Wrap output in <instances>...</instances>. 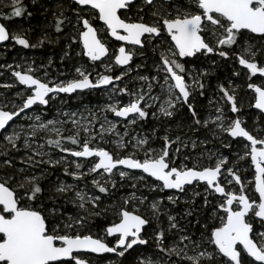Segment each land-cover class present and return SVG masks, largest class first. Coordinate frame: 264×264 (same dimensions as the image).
<instances>
[{"label":"snow or ice","instance_id":"obj_1","mask_svg":"<svg viewBox=\"0 0 264 264\" xmlns=\"http://www.w3.org/2000/svg\"><path fill=\"white\" fill-rule=\"evenodd\" d=\"M70 4L72 15L63 10L53 13L54 31L64 34L70 26L64 57H70L76 45L75 55L86 57L91 62L88 67L74 65L71 78L56 81L36 76L40 69L31 65L23 71L6 65L24 87L16 93L19 104L7 98L0 101V165L10 170L0 178V264H92L88 254L105 253L124 258L119 264H125L130 250L149 244L146 232L152 222L156 227L151 239L163 256L153 260L141 251L134 264H264V128L250 130L237 115L242 113L243 102L231 77L217 82L213 95L219 98L209 99L213 111L202 118L193 100L206 95V80L217 61L211 60L208 68L187 67L201 57L230 61L231 76L243 77L250 90L245 93L248 106L264 113V0H70ZM11 7L3 19L20 17L26 11L22 0H11ZM108 37L121 42L111 56ZM48 38L45 34L31 43L25 30L13 31L0 23V43L11 41L28 49L43 45ZM138 56L152 60L155 75L138 72L141 83L129 88L124 79ZM100 65L104 73L96 71ZM44 76H48L46 68ZM13 86L0 84L8 89ZM109 86L110 99L128 97L127 102L117 99L101 109L118 118L116 122L107 115L100 122L87 108L88 116L81 113L80 119L75 112H58L63 119L35 114L46 111L60 94L79 95ZM181 109L191 117L189 131L206 129L226 148H232L237 138L245 142H238L236 160L206 149L210 163L202 165L204 154L200 153L189 166L185 161L193 157L184 149L194 151L206 145L208 136L197 141L187 134L171 135L170 127L161 132L154 126L147 134L136 130L149 117L165 125ZM26 110L34 114L27 115ZM21 114L27 127L18 124ZM118 123L123 124L122 130ZM66 124L72 125L69 135H64ZM106 136L112 139L105 140ZM156 139L161 141L159 146L153 145ZM104 143L113 149H106ZM13 152L23 153L18 163ZM54 152L61 155L54 156ZM240 161H246L249 169H242ZM45 165H63L64 175L76 182L91 177L95 191L89 194L77 183L63 181L46 189L42 183L47 178ZM245 170L252 172L253 179L242 175ZM125 187L134 191L122 196L120 203L101 207L104 197ZM141 187L167 194L149 201ZM189 191L191 197L183 201L186 210L177 218L169 205H176L181 194L187 196ZM195 198H200L199 206ZM61 199L79 211L65 217L60 212ZM144 206L148 215L141 213ZM109 207L115 219L102 229L101 236L91 223ZM201 210L207 214L201 215ZM161 217H166V228L161 226ZM188 217H194V223ZM109 237L114 240L110 242Z\"/></svg>","mask_w":264,"mask_h":264},{"label":"rangeland","instance_id":"obj_2","mask_svg":"<svg viewBox=\"0 0 264 264\" xmlns=\"http://www.w3.org/2000/svg\"><path fill=\"white\" fill-rule=\"evenodd\" d=\"M40 2V0H35V2H33V0H22V4L25 7L26 11L20 16V17H12L11 19H3L2 17L4 16V14H10L12 12V7H11V0H0V23L5 24L6 26L9 27L10 30H17V29H23L26 32L27 38L29 39V41L31 43H37L42 37L43 35H41L39 38L35 39V41H31V38L33 37L32 35H34V30H33V21H32V11L30 8L34 7L35 4H38ZM58 4L53 5V8L55 9V11H61L63 10L65 13H67L68 8H66V6L63 4H59V2H57ZM28 13H31V15H28ZM67 15V14H66ZM68 15H72L71 11L69 12ZM95 23V22H94ZM70 33V26L67 28V31L61 36V37H56V45L57 47L60 46L59 44L61 42H66V47H64V50L61 52V54H49L46 57L45 62H41L38 58H37V54H36V49H38L40 46L36 47V48H28V49H24L19 45H14L13 42L8 41L7 44L5 45H0V65H3L5 67H0V84H13L14 86L10 89L8 88H3L0 87V101H4L5 98L10 99V100H14L17 104L20 103V101L17 99L16 97V93L18 92V90H22V85H19L18 82L15 80V78L12 76V70L13 69H8L6 67V65L8 64H12L14 69L17 71H23L25 68H27L29 65L35 67V68H39L42 71H45V68L47 70L48 73V78H46L43 74H41V78L42 79H48V80H56V81H60L57 80L58 78L64 79V78H68L74 75V69H72V67L77 66L78 63L76 64L77 59H79V57H77L75 55V51H79V49L77 47H75V45H72V49H74L75 51H72V54L70 57H64V51L65 50H69V38L68 35ZM31 37V38H30ZM48 39H51L50 37ZM45 40L46 41H48ZM42 46V45H41ZM63 58V59H62ZM217 63L219 61H222L220 58L217 57ZM49 62H51L49 64ZM147 63V62H146ZM216 63V64H217ZM147 64H150L149 62ZM16 65H21L20 68H16ZM218 65V64H217ZM80 66V64H79ZM219 66V70L220 74H219V78H212V75L210 77L207 78L206 80V89H205V93L206 95L204 97H200V96H196V98L194 99V105L196 107L197 112L200 114V116L204 119H207L210 115V113L213 111V108L211 105H209V99H218V95L214 96V92H215V87L217 82H225L227 81V79L229 77H231V79L234 81V86H238L237 91H238V99H241L243 102V108H242V113L237 114L240 115L241 119H243L247 125V127L250 130H254L257 128H264V113H259V111L255 108H251L248 106V96L245 95L246 91L250 92V90L246 89V82L245 79L243 77H232L231 76V72H232V65L231 62L228 61L227 63V67H221L223 66V63ZM238 67V65H237ZM146 68V67H145ZM202 68H207V66H203ZM218 68V67H217ZM193 69V68H190ZM91 70V69H89ZM102 71L104 72V69H102ZM38 72V71H37ZM132 70L129 73V76H126L124 79V83L128 85L129 88H134L137 87L141 82L138 80V75L137 73H142L143 75L149 76L151 77L152 75H155V69H138L136 70V72H134V75H132ZM95 73V72H94ZM93 73V74H94ZM54 74V76L52 75ZM71 78V77H70ZM155 93L159 92V89H155L154 90ZM111 96V87H109V89L103 91L102 95H98L96 97V95L94 96L93 99H90L89 95H75L72 99H61L60 101L58 99L53 100V107H52V111H49V109L47 111H39L36 112L35 114H40L42 115V118H46V119H63L64 117L62 115H58L59 113H63V112H75L77 113V119H80V114L82 113L85 117L88 116V111H86L87 109H91L96 116L99 118L100 122H103L105 115H107L109 120H112L113 122H116L118 120V118H115L113 116V114L111 113H107L105 114L101 109L104 108V106L108 103H115L117 99H121L123 100V102H127L128 97H112L110 99ZM222 103V102H221ZM149 111H152V109H149ZM51 113V114H50ZM34 113L31 110H27V115H33ZM186 114H188L186 109H181L180 112L178 113L177 117L175 120L173 121H169L167 122V124L165 125H161L160 122L152 119L151 117L148 118L147 121L142 122L143 126L142 128H140L139 126L137 127V131L141 132V134H147L150 133L151 130L153 129V127L155 126L156 128L160 129V131H163L164 127H170L171 128V135H176V134H180V135H184L187 134V137L192 139V140H203L205 138V136H208V142L206 145H200L197 147V149H195L194 151L191 149V147H189L188 149H184V151L186 152H190L193 160H189V161H185V163L189 164V166H191V164L194 162L195 158L200 154L203 153L204 154V158L200 160V163L202 165H207L210 163V161L207 159V155L208 152L207 150H211L214 152H217V154H224V155H228L230 157L231 161H235L236 160V155L235 153L237 151H239V143H245L243 141H232V148H226L224 147L220 140H214L211 138V136L208 134L206 129H202L200 131H189L188 128V124L191 121V117L189 116V120L188 122H186V120L184 121L183 119L186 117ZM228 115H232L231 113H228ZM51 116V117H50ZM18 124H22L25 125V127H27V123L28 121L24 118V114H21L20 118H17ZM178 125H180V127H178ZM15 127V125H14ZM123 124H117V128L118 130H122L123 129ZM72 128L71 124H66L64 125V135H69L70 134V129ZM96 128H99V123L96 124ZM9 131H11V128L9 129ZM255 134V132H254ZM41 137H45L46 138V134L44 133H40L39 134ZM112 139V137L110 136H106L105 140H110ZM228 140H231V138H227ZM2 142V141H0ZM37 142L39 143H43V140H38ZM98 141H94V143H96ZM239 142V143H238ZM161 143L160 140L156 139L153 141V145L154 146H159V144ZM103 147H105L106 149H113V145L112 144H108V143H104L102 144ZM19 153H21L19 155ZM23 155L22 152H13L11 153V156L16 158V162L18 163L19 158ZM61 155L60 153L54 152V156H59ZM0 159H2V157H0ZM70 159H74V158H70ZM179 163V161H177ZM245 161H240V166L242 167V169H245L244 164ZM74 167V166H73ZM57 168L61 169L62 172H60L61 176H57L56 179V183L58 181H63L66 183H77L78 186L80 188H85L86 191H88L89 194H92V192H94L95 190L93 189L90 180L91 177L86 176L83 180L76 182L73 181L71 176H65L64 175V166H57ZM87 169V165L85 166V169ZM72 170V169H70ZM10 171V170H6L2 165H0V178H3L6 175V172ZM37 174L39 173V169H36ZM245 173V171H242V175ZM118 179V178H117ZM202 187V186H201ZM238 187V186H237ZM130 191H134L131 188L125 187L120 189L119 191L115 192V195L112 197H104L102 199L101 202V207L104 206H110L113 203H120V199L122 196H127V194ZM140 191L144 193L145 196L148 197V200L151 201L152 198H157L159 199L162 196H165L167 193H160V192H150L148 191L147 188H140ZM71 195V194H70ZM137 195H139V192H137ZM191 191H189L187 196H184L183 194H181V201H179L176 205H169V209L172 212L173 215H176L177 218H180L181 216H183V213L186 210V205L183 202L185 199H188L189 197H191ZM196 199V205L199 206L200 204V198H195ZM70 205L69 207H67L66 209L61 208L60 212L65 216H69V215H73L75 213H77L79 210L73 206V204L71 202H69ZM147 203V202H146ZM165 204H167V201H164ZM141 213L142 214H146L148 215L149 213H147L146 211V206L141 207ZM201 215H206L207 212L205 210H201L200 212ZM107 216H115L114 215V211L111 207H109V211L106 213ZM115 218V217H114ZM187 220H192L193 223L195 221L194 217H188ZM182 224H186V220H181ZM161 226L166 228L167 227V220L166 217H161ZM156 227V222H152L151 224H149V228H147V232L146 235L149 237V244L145 245V246H139L138 251H142L144 253L145 256H150L151 259L155 260L157 258H160L163 256V254L158 253L155 243L153 242V240L151 239V234H152V230L153 228ZM94 232H99L101 236H103V231L101 232L100 230H94ZM199 235V233L197 232V236ZM108 240L110 242H112L114 239H109ZM168 243H171V237H169V240L167 241ZM111 244V243H110ZM133 254H136V251H132ZM192 254V253H189ZM93 258L92 260V264H119V259H117V257H106V258H98L96 256H92L89 255ZM164 259H167V257H163ZM173 261L176 260L175 257L172 258ZM134 264V263H132Z\"/></svg>","mask_w":264,"mask_h":264},{"label":"trees","instance_id":"obj_3","mask_svg":"<svg viewBox=\"0 0 264 264\" xmlns=\"http://www.w3.org/2000/svg\"><path fill=\"white\" fill-rule=\"evenodd\" d=\"M52 3L48 2V1H41L38 4H35L34 7L30 8L32 11V21H33V30H34V35H32L33 37L31 38V41H35V39L39 38L41 35H45L47 34L48 37H50L51 39H48V41L44 42L43 45L36 49V54H37V58L41 61V62H45L47 55L51 54V53H55V54H61V52L64 50V47H66V42H61L57 47L56 43V37H61L63 34H58L54 31V18H53V13L55 12H59V11H55V9L53 8ZM67 13L65 14H69L70 12V8L66 9ZM66 27L64 29V33L67 31ZM218 67V68H217ZM221 67H227V63L223 64V66ZM221 69H219V66L216 65L213 69V75L212 78L216 79L219 78V74ZM73 98V97H72ZM69 98V99H72ZM94 96H90V99H93ZM189 116L188 114H186V117L183 119L184 121L186 120V122H188ZM21 153H19L20 155ZM46 169V173H47V178L44 179L42 181L43 186L48 189L50 188L52 185L56 184V177L57 176H61L60 172H62L61 169L55 167V168H49L46 165L44 166ZM119 187V186H118ZM48 193L46 192L45 195H47ZM59 203H61L63 205V209L69 207L70 203H65L63 199H61L59 201ZM68 209V208H67ZM115 216L111 217V216H107L106 214L100 216V217H95L92 220L91 223V227L94 230H100L102 232V229L105 228L106 226L109 225V223L111 221H113L115 218ZM134 257L135 254H131V255H126V259H125V264H128L130 262H134Z\"/></svg>","mask_w":264,"mask_h":264},{"label":"flooded vegetation","instance_id":"obj_4","mask_svg":"<svg viewBox=\"0 0 264 264\" xmlns=\"http://www.w3.org/2000/svg\"><path fill=\"white\" fill-rule=\"evenodd\" d=\"M41 1H48V2H50V3H52V4H58L57 2H59V4H63V6L65 5L66 6V8H70L71 9V7H73L71 4H70V0H41ZM95 23H97V22H95ZM101 35H103V33H101ZM107 41H108V43H109V45H110V52H109V55L111 56L112 55V53H113V51H115L117 48H118V46L121 44V42H117V41H115L114 39H112V38H110V37H108L107 38ZM75 47H76V45H75ZM79 49V48H78ZM217 59V57H210V58H204V57H201V59L200 60H196V61H194V63H190V64H188L187 65V67L190 69V68H196V69H201L203 66H207V68L208 67H210L211 66V60H216ZM217 61V60H216ZM105 62L106 63H111V61H109V60H107V58H105ZM149 62L150 64H147V63ZM78 63V65L77 66H79V64L80 65H83L84 67H88L89 66V64L91 63V62H88L87 61V58L86 57H79V59H77V61H76V64ZM225 64V63H228V61H224V60H222V61H219L217 64L218 65H221V64ZM97 64H99V62H97ZM216 64V65H217ZM136 65H141V67H139V69H154V67H153V62H152V60L151 59H148L147 61H144L143 60V58H141V57H136V58H134V61L132 62V75H134V72H136V70H138L135 66ZM215 65V66H216ZM146 67V68H145ZM72 69H74V67H72ZM102 69H104V66L103 65H100V67L99 68H97V70L96 71H98V72H100V73H104L103 71H102ZM214 69V68H213ZM213 69H212V71H213ZM119 71H120V69L118 68V67H116L115 69H114V72L115 73H119ZM41 74H43L44 75V71H42V70H39L38 72H36L35 73V75L36 76H39V77H41ZM53 76H54V74H52ZM94 76H95V73L93 74ZM70 77H72V74H71V76ZM70 77H68V78H70ZM46 78H48V77H46ZM68 78H64V79H61V78H58L57 80H65V79H68ZM23 87L24 86H22V89H23ZM109 87H111V86H109ZM103 91H105V90H103V89H101V90H95V91H86V92H84V93H80V94H82V95H89V97L90 96H95L96 95V97L99 95H102V93H103ZM75 95H77V94H72L71 96H68L67 94H60L59 95V97L57 98L59 101L61 100V99H66V98H72V97H74ZM53 102L54 101H51L50 102V105H49V107L47 108V110L49 109V111H52V107L54 106L53 105ZM195 102V100H193V103ZM34 108H37V106H33ZM41 109L43 108V106H39ZM46 110V111H47ZM27 111V110H26ZM51 114V113H50ZM51 117V116H50ZM116 118V117H115ZM242 141L240 138L239 139H237V140H234V141ZM244 165V167H245V169H249V164L245 161V163L243 164ZM243 176H246L249 180H251V179H253V177H252V172L250 171V170H245V173L243 174ZM147 228H149V225L147 226ZM109 239H114V238H112V237H109ZM110 246H111V244H110ZM131 252V251H130ZM138 252H141L140 250L138 251H136V254H135V257L134 258H136L137 257V254H138ZM133 252H131V254H132ZM88 255H92V254H88ZM127 255V254H126ZM92 256H96V257H98V258H106V257H117V256H115V254H105V255H99V256H97V255H92ZM117 259H119V260H117V261H121V259H124V258H120V257H117ZM134 260V259H133ZM132 263H134V262H130V263H128V264H132Z\"/></svg>","mask_w":264,"mask_h":264},{"label":"water","instance_id":"obj_5","mask_svg":"<svg viewBox=\"0 0 264 264\" xmlns=\"http://www.w3.org/2000/svg\"><path fill=\"white\" fill-rule=\"evenodd\" d=\"M7 43H8V41L3 42V43H0V45H5V44H7ZM237 139H239V138H237ZM105 254H112V253H105ZM105 254H101V255H105ZM92 255H97V254H92Z\"/></svg>","mask_w":264,"mask_h":264}]
</instances>
